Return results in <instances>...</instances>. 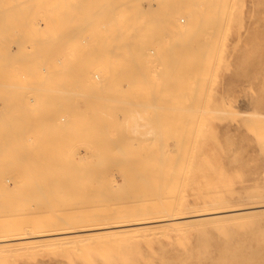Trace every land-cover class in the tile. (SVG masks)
<instances>
[{
  "label": "rangeland",
  "instance_id": "374dc122",
  "mask_svg": "<svg viewBox=\"0 0 264 264\" xmlns=\"http://www.w3.org/2000/svg\"><path fill=\"white\" fill-rule=\"evenodd\" d=\"M56 1L58 3H55ZM187 1L193 2V0ZM74 2L72 0H0L2 6H0V18L5 15L2 18L4 20H0V69L2 70H0V76L5 73L3 75L5 77L1 76L0 80L7 77L6 68L9 70L14 67L18 69L31 67L30 69L34 70L31 79L26 81L16 79L12 87L5 86L6 82L7 84L11 82L7 81L9 77L5 79L6 81L4 80L5 83L0 81V140L2 139V144L0 143V234L6 232L5 229L8 228L32 232L40 227H49V223L54 227L52 223L57 219L63 221L64 218L60 216L64 213L67 215L70 210L72 214L80 216L77 213L83 212L84 209L85 212L88 211L85 207L102 205L105 207L104 210L122 208V204L129 203L125 202L127 199L137 197L138 200L142 198L144 205L151 202L148 200L152 199L156 190L152 186L151 190L146 189L150 199L145 200L147 196H143L141 192V179L135 173L139 174L141 172L139 169H143L144 166L159 162L156 156L163 150L165 152L166 146L175 145L173 141L179 142L182 135L183 145L187 143L189 146L190 142V145L201 150H196L199 155H194L197 160L193 162L196 163L191 167L193 170L190 168L187 171L186 178L190 176L189 181L181 190L179 189L180 191L177 190L178 195L176 192L173 193V196L175 193L178 196L176 200L179 203L178 211L181 215L214 211L217 208L218 210L245 209L230 216L183 221L170 225L173 228L169 225H157L156 228L155 225L154 231L150 227L151 229L143 230L145 233L133 231L132 234L129 231L126 232L127 235L125 232L118 233L112 238L97 237L96 241L91 237V233H88L86 235H91L93 242L89 237L82 242L76 239L78 242L76 249L75 241L69 242L70 245L66 243L58 246L57 243L38 244L51 239H39V242L26 240L27 242H22V244H28L26 249H19L20 251L11 249L12 252L0 251V264H264V0H200L198 10L202 8L200 13L202 23L197 22L194 29L178 38H174L175 34L172 30V32L167 30L168 28L161 26V23L157 24V20L150 22L158 26L152 31L154 37L149 36L145 26L149 23L146 22L144 24L137 22L133 26V34H129L126 27L122 28L117 24L132 22L128 20L118 22L113 18L98 16L97 10L100 9L96 8L97 0H75ZM143 3L155 8L160 6L161 9L171 7L174 1L147 0L141 4ZM49 6L54 7L53 13L59 20H55V17L51 18L50 11L47 12L51 10ZM40 7L46 8V15L49 13L47 18L44 17V11ZM53 13L52 16H54ZM181 17L178 16V18ZM33 19L37 20V25L34 24ZM87 20H91V23ZM164 29L167 31L165 32ZM63 34L65 37H61L64 36ZM126 35L128 37L125 38ZM139 36L143 37L140 38L141 43L146 40L145 46L148 49L149 58L145 59L148 63L142 60L140 54L136 59L135 54L133 52L130 54L131 50L126 49L124 45L131 39L134 40L136 37L138 39ZM162 36L168 38L163 40ZM31 38L34 43L29 42L32 41ZM84 39L85 41H82ZM137 39L134 41L136 42ZM53 43L56 47L52 46ZM44 44L46 47L47 44L52 47L47 49ZM31 46L35 50L31 51ZM136 52H140L139 47ZM46 65L49 66L47 70L51 72L49 71V76L42 79L43 83L42 80L40 81L38 71H41L44 66L47 67ZM4 69L6 72L3 73ZM98 69H106L109 71V76L106 74L105 87L96 93V98L92 96L84 98L86 101H83L85 106V112L82 113L83 120L82 116H77L79 115L78 104L72 103L73 95L61 93L59 95L56 89L60 84L67 88L68 84L78 83L79 74L82 73L88 72L90 76L98 74L101 78ZM128 70H138L140 73L150 70L149 74L146 72L147 75L143 76L145 77L143 82H147L148 77L151 79L152 76L149 75L152 73L156 75L158 72L154 84L152 81L149 84L138 85L140 81L127 82L129 83L127 92L130 93L129 97L126 95L127 99L132 102L138 100L137 106L140 113L143 109L139 107L141 105L139 102L145 101L146 98L152 99L157 105L154 107L156 110L153 108L146 113L150 115L153 111L151 117L145 113L141 114L142 117H147L146 120H149L152 125V129H149L154 134L150 133L149 139L147 135L145 138V135L140 133H138L139 137L137 133L132 134L130 130L128 131L129 127L126 126V128L121 122L123 117L121 115L127 111L126 109H122L118 115L120 119L117 116V118H110V121L106 115L100 114L103 117L99 113L96 116L92 115L94 101L103 104L106 96L120 98L121 94H116V92L121 93L118 90L124 88L122 86L124 82L120 76ZM61 75L64 77L60 78ZM56 83L58 85H55ZM33 84L41 86L40 91L32 86ZM2 88L4 90H1ZM32 97H38L39 102H36L37 104L31 102ZM29 107L31 113L28 110ZM65 109L75 111L73 114L76 113L72 116L74 128L66 129L68 131L65 133L63 130L62 132L54 126L47 125L49 124L47 121L57 118L58 115L62 116V119L58 118L59 121L62 120L60 123L66 122L67 117H63ZM200 109L201 112H199ZM183 114H186L185 117ZM88 117L90 121L92 119L90 123ZM40 121L46 122V126L40 127ZM115 121L119 123L116 125ZM189 132L192 133V137L196 132L197 138L194 136L190 140L195 139L196 144L199 142V145H195V140L194 144H191L188 139L191 135ZM37 133L38 137H42H40L41 140L37 137ZM113 136H115L114 140ZM23 137L28 139V142ZM9 139L13 140V143L11 141L4 143ZM34 139L35 141L32 142ZM116 139H122L120 149L114 146L115 141H119ZM117 145L119 146L118 143ZM188 146L187 148L191 147ZM98 149L101 153L103 152V155L100 154L102 157H99V160H102L101 163L96 156ZM121 152L124 156L120 155ZM106 155L108 157H104ZM139 159L142 161L140 162ZM126 163L132 166H129L127 171L125 169L126 172L132 169V174L129 173V176H125L126 172L123 175L121 171L122 166L128 167ZM114 164L121 167H115ZM106 166L108 168H105ZM160 196L158 199L162 200ZM46 197L49 198V204H46ZM60 201L63 202L60 203ZM51 204L52 207H49ZM59 205L60 207H57ZM253 206L263 207L249 208ZM71 213L69 216L72 215ZM56 223L59 224L58 221Z\"/></svg>",
  "mask_w": 264,
  "mask_h": 264
},
{
  "label": "bare ground",
  "instance_id": "6f19581e",
  "mask_svg": "<svg viewBox=\"0 0 264 264\" xmlns=\"http://www.w3.org/2000/svg\"><path fill=\"white\" fill-rule=\"evenodd\" d=\"M1 1H3V0H1ZM7 1V0H6ZM26 1V0H25ZM30 1V0H29ZM59 1V0H58ZM73 2L75 1V0H72ZM89 1V0H88ZM139 1V2H138ZM140 1H142V2H145V1H147V0H97V5H98V7H96L97 9H100V10H97V9H95V10H97L98 12H99V14H98V16L99 15H101V16H104V18H113L114 20H117L118 22H124V20H128V21H131L132 23H128V24H124V23H118L117 25H119L120 27H126L127 28V30L129 31V34H133V31H134V28H133V26H135V24L137 23V22H140L141 24H144L145 22L146 23H149V25H145L146 26V29H147V31H148V33L150 34L149 36L151 37V36H153L154 37V34L152 33V31L156 28V27H158V26H156V25H152L151 23H152V21L154 20V22H155V20H157L156 22H157V24L158 23H161V26L162 25H164L163 27H167L168 29L167 30H172L173 31V33L175 34H173L174 35V38H178V37H180V36H183V35H186V33L188 32V31H191L192 29H194L193 27H195L198 23L197 22H201L202 23V18L200 17V13H201V11H202V8H201V10L199 11L198 10V7L200 6V0H193V2H189V1H187V0H173L174 1V4L171 6V7H166V8H159L158 6H156V7H158V8H155V7H152L150 4H146V3H143V4H141L142 2H140ZM154 1V0H153ZM14 2V1H13ZM36 2V1H35ZM50 2V1H49ZM61 2V1H60ZM62 2H64V1H62ZM163 2V1H162ZM4 3V2H3ZM55 3H58L57 1L55 2ZM72 3V2H71ZM74 3H76V2H74ZM80 3H82V2H80ZM90 3H92V2H90ZM95 3V2H94ZM173 3V2H172ZM33 4V3H32ZM64 4V3H63ZM62 4V5H63ZM66 4V3H65ZM77 4V3H76ZM164 4V3H163ZM170 4V3H169ZM43 5V4H42ZM0 6H1V4H0ZM28 6V5H27ZM54 6V5H53ZM87 6V5H86ZM88 6H90V5H88ZM2 7V6H1ZM50 7V6H49ZM48 7V8H49ZM65 7V6H64ZM84 7V6H83ZM41 8V7H40ZM40 8H38V9H40ZM45 8V7H44ZM66 8V7H65ZM210 8H212V7H210ZM2 9V8H1ZM43 8H41V10H42ZM46 9V8H45ZM45 9H43V11H44V17L45 18H47V15H49V13H50V15H51V18H53L54 19V17H55V15H54V13H53V11H55V10H53L54 9V7L53 8H51L50 7V9L51 10H45ZM58 9H60V8H58ZM88 9V8H87ZM37 10V9H36ZM41 10H39V11H41ZM63 10H64V8H63ZM90 10V9H89ZM88 10V11H89ZM209 10V9H208ZM211 10H214L213 8L211 9ZM211 10H209V11H211ZM1 11V10H0ZM39 11H36V12H39ZM49 12L47 15H46V13L47 12ZM60 11V10H59ZM61 11H62V9H61ZM68 11H70V10H68ZM87 11V10H86ZM204 11V10H203ZM53 13V15L54 16H52V13ZM67 11H65V13H66ZM74 12V11H73ZM64 13V14H65ZM72 13V12H71ZM70 13V14H71ZM97 13V12H96ZM211 13H213V11L211 12ZM34 14V13H33ZM36 14V13H35ZM39 14V13H38ZM88 14H89V12H88ZM87 14V15H88ZM90 14H91V12H90ZM2 15V14H1ZM60 15V14H59ZM97 15V14H96ZM96 15H95V17H96ZM182 16L181 18H178V16ZM214 15V14H213ZM5 16V15H4ZM3 16V17H4ZM35 16V15H34ZM57 16V15H56ZM77 16V15H76ZM90 16V15H89ZM203 16V15H202ZM2 17V18H3ZM36 17H38V16H36ZM79 17V16H78ZM83 17V16H82ZM2 18H0V20H4V19H2ZM34 18V17H33ZM84 18V17H83ZM91 18H93V17H91ZM90 18V19H91ZM178 18V19H177ZM35 19V18H34ZM33 19V21H35V25H37L36 24V22H37V20H34ZM48 19H49V17H48ZM57 19V17H55V20ZM64 19V18H63ZM74 19V18H73ZM89 19V18H88ZM182 19V20H181ZM44 20V19H43ZM46 20V19H45ZM57 20H59V19H57ZM69 20V19H68ZM183 22H181V21ZM88 21V20H87ZM87 21H85V22H87ZM90 21V23H91V20H89ZM89 21H88V23H89ZM159 21V22H158ZM1 22V21H0ZM8 22V21H7ZM47 22V21H46ZM69 22H70V20H69ZM93 22V21H92ZM151 22V23H150ZM181 22V23H180ZM33 23V22H32ZM31 23V24H32ZM45 23V22H44ZM56 23V22H55ZM59 23V22H58ZM65 23V22H64ZM116 23V22H115ZM39 24V23H38ZM74 24V23H73ZM59 25V24H58ZM64 25V24H63ZM78 25V24H77ZM85 25V24H84ZM160 25V24H159ZM39 26V28H40V24L38 25ZM38 26H36V27H38ZM87 26H88V24H87ZM114 26H116V25H114ZM35 27V26H34ZM43 27H44V25H43ZM42 27V28H43ZM62 27V26H61ZM85 27V26H84ZM1 28V27H0ZM78 28V27H77ZM38 29V28H37ZM58 29V28H57ZM80 29V28H79ZM39 30V29H38ZM69 30V29H68ZM82 30H83V27H82ZM82 30H81V32H82ZM166 29H164V31L166 32L167 31ZM71 31H73V30H71ZM76 31H77V29H76ZM84 31V30H83ZM126 31V30H125ZM124 31V32H125ZM171 31V32H172ZM63 32V31H62ZM75 32V31H74ZM5 33V32H4ZM66 33V32H65ZM64 33V34H65ZM68 33V32H67ZM126 33V32H125ZM169 33V32H168ZM167 33V34H168ZM0 34H1V32H0ZM30 34V33H29ZM57 34V33H56ZM63 34V35H64ZM5 35V34H4ZM50 35V34H49ZM70 35V34H69ZM72 35H73V33H72ZM75 35V34H74ZM85 35V34H84ZM125 35V34H124ZM163 35H165V34H163ZM169 35V34H168ZM167 35V36H168ZM172 35V36H173ZM67 36V35H66ZM76 36V35H75ZM61 37H65V35L64 36H61ZM60 37V38H61ZM82 37V36H81ZM126 37H128L127 35L125 36V38ZM145 37V36H144ZM159 37V36H158ZM163 37V36H162ZM38 38H41V37H38ZM46 38V37H45ZM57 38V37H56ZM68 38V37H67ZM140 38H143V37H140L139 36V38L137 39V37L135 38V39H137V41L135 42L134 40H132L131 39V41L129 42V43H125L124 45H125V48L126 49H130L131 51H130V54L133 52L134 54H135V58L136 57H138L139 56V54L142 56L141 58H142V60L144 61V62H146L147 61V59H145V58H147L148 57V52H147V48H146V46H145V44H146V40L143 42V43H141V41H140ZM161 38V37H160ZM164 38H168V37H163V40H164ZM37 39V38H36ZM43 39V38H42ZM59 39V38H58ZM64 39V38H63ZM68 39H70V38H68ZM91 39V38H90ZM154 39V38H153ZM158 39V38H157ZM30 40H32V41H29L30 43H32L33 42V38H31ZM35 40V39H34ZM44 40V39H43ZM57 40V39H56ZM66 40V39H65ZM81 40V39H80ZM154 40H156V39H154ZM38 41H39V39H38ZM82 41H85V39L84 40H82ZM159 40H157V42H158ZM171 41V40H170ZM41 42V41H40ZM62 42H64L63 40H62ZM75 42V41H74ZM34 43V42H33ZM46 43V42H45ZM48 43V42H47ZM52 43V42H51ZM66 43H67V41H66ZM172 43V42H171ZM50 44V43H49ZM55 44H57V43H55ZM82 44H84V42L82 43ZM137 44V45H136ZM152 44V43H151ZM26 45H27V43H26ZM31 45V44H30ZM71 45V44H70ZM123 45V46H124ZM155 45H156V43H155ZM162 45V44H161ZM33 46H34V44H33ZM38 46V45H37ZM40 46H41V44H40ZM44 46H45V44H44ZM51 46V45H50ZM50 46H48V44H47V49L50 47ZM52 46L53 47H56V46H54V43L52 44ZM51 46V47H52ZM72 46V45H71ZM83 46V45H82ZM85 46V45H84ZM122 46V47H123ZM140 48V52L139 53H137L136 51L138 50V47ZM66 47V46H65ZM27 48V47H26ZM60 48V47H59ZM81 48V47H80ZM150 48V47H149ZM152 48V47H151ZM30 49H31V51L32 50H35V49H33L32 48V46L30 47ZM40 49V48H39ZM53 49V48H52ZM68 49V48H67ZM75 49V48H74ZM85 49H87V48H85ZM156 49V48H155ZM42 50H43V47H42ZM69 50H70V48H69ZM123 50V49H122ZM153 50H154V48L152 49V54H153ZM157 50V49H156ZM40 51V50H39ZM38 51V53H40ZM49 51V50H48ZM9 52V51H8ZM57 52V51H56ZM151 52V51H150ZM42 53V52H41ZM48 53H50V52H48ZM65 53V52H64ZM77 53V52H76ZM137 53V54H136ZM154 53H155V51H154ZM34 54V53H33ZM32 54V55H33ZM51 54V53H50ZM61 55V54H60ZM38 56H39V54H38ZM41 56V55H40ZM39 56V57H40ZM46 56V55H45ZM127 56H128V54H127ZM33 58H34V56H33ZM36 58V57H35ZM41 58V57H40ZM57 58V57H56ZM134 58V57H133ZM149 58V57H148ZM44 59H46V58H44ZM62 59V58H61ZM60 59V60H61ZM137 59V58H136ZM33 60V59H32ZM57 60V59H56ZM59 60V61H60ZM35 61H37L36 59H35ZM138 61V60H137ZM15 62V61H14ZM28 62V61H27ZM42 62V61H41ZM50 62V61H49ZM61 62V61H60ZM38 63H40V62H38ZM44 63V62H43ZM147 63H148V61H147ZM40 64H42V63H40ZM45 64H47V63H45ZM30 65H31V63H30ZM34 65H36V63H34ZM58 65V64H57ZM56 65V66H57ZM60 65V64H59ZM38 66V65H37ZM47 67H43L42 68V70H41V67H39V69L41 70V71H38V75H40V77H38V78H40V81L42 80V79H44L45 77H47V76H49V71L47 70V68L49 67L48 65H46ZM151 65H149V67H150ZM32 67H33V65H32ZM102 67V66H101ZM9 68V67H8ZM31 68V67H30ZM30 68H27V67H25V68H20V69H18L17 67H14V68H12V69H7L6 68V70H7V74L9 75H7V77L6 78H4V80L5 79H7L8 77L10 78L9 80H7V81H11L10 83L8 82V84H7V82H6V84H5V86L6 87H12V85H13V83H14V85H15V82H16V79H17V81H20V80H22V81H26L27 79H29L31 76H33V73H34V70L33 69H30ZM34 68V67H33ZM53 68H56V67H53ZM59 68V67H58ZM57 68V69H58ZM97 68V67H96ZM34 69H36V67L34 68ZM1 70V69H0ZM55 70V69H54ZM145 70V69H144ZM2 71V70H1ZM37 71V70H36ZM148 71H150V70H148ZM148 71H146V72H148ZM4 72H6L5 71V69H4V71H3V73ZM51 72V71H50ZM98 72H100L101 73V78H99V76H98V74H95V73H93V75L95 76V79L97 78V80H95L94 79V76H90V74L87 72V73H82V74H79L80 76L78 77L79 79H78V83H72L71 85H67V88L65 87V85H61L60 84V86H58L57 88L58 89H56L57 90V92H59V95H60V93L61 94H63V95H65V94H70V95H73V98H72V103L73 104H75V103H77L78 104V111H77V113H79V115H77L78 117H81L82 116V113H83V111H84V109H85V106H84V98L85 97H87L88 98V96H92V97H94V98H96L97 96H96V93H99L98 91L99 90H101V89H104V80H105V76H107L106 74H108V72L109 71H106V69H103V70H99L98 69ZM145 72V73H146ZM144 73V71H142L141 73L140 72H138V70H136V71H132V70H128L127 72H125V73H123L121 76H120V78L123 80V82H124V84H122V86L124 87H122L123 89H121V90H118L119 92H121V93H117L116 92V94H121V95H123V96H121L120 95V98H118V97H109V98H107V96H106V98L105 97H102L104 100V103L102 104V103H100V102H98V101H94V104H93V109H92V115L94 114V116H96V115H98V113H99V115L101 114V115H106L107 117H108V119H109V121H110V118H117V116L120 114V112L122 111V109H126V110H124V111H126V112H124V113H122V115L121 116H123L122 117V121L121 122H123V124H125V127L126 126H128L129 128H128V131L130 130V132L132 133V134H136L137 133V135H138V133H140V135L142 134L143 136L145 135V138H146V135H147V139H149L148 138V135L151 133V134H154V133H152V131H151V129H152V125H150V123H149V120H146V118H145V116L144 117H142L143 115H141V114H143V113H148V111L149 110H151V109H153L154 107H155V105H156V103H155V101H153L152 99H145V101L143 100H141L142 102H139V103H141V105L139 106L141 109H143V112L142 113H140V111H139V109H138V106H137V104H138V100L136 101H134L133 100V102L132 101H130L129 99H127V96L129 97L130 96V93L128 94V92H127V84H129V83H127V82H131V81H140V83H137V85L138 84H149V82H151L152 81V83L154 84V83H156L155 82V78L157 77V73L158 72H156V75H154V73H152L151 74V72H150V74L151 75H149L150 77H151V79L148 77V78H146V81L147 82H143V79H145V77H143L144 75H147V73L145 74ZM1 74V73H0ZM5 74V73H4ZM4 74H2L1 76H3ZM148 74H149V72H148ZM179 74H181V73H179ZM0 76V77H1ZM108 76H109V74H108ZM3 77H5V76H3ZM36 77V78H37ZM60 77V76H59ZM64 77V76H63ZM62 77V75H61V77L60 78H63ZM179 77V76H178ZM65 78H66V76H65ZM107 78V77H106ZM13 79V80H12ZM31 79V78H30ZM58 79V78H57ZM4 80H0V81H3V83H5V81ZM60 80V79H59ZM31 81V80H30ZM34 81V80H33ZM43 81V80H42ZM41 81V82H42ZM56 82V81H55ZM61 82V81H60ZM65 82V81H64ZM142 82V83H141ZM25 83V82H24ZM27 83V82H26ZM36 82H34V84H35ZM43 83H44V81H43ZM42 83V86H45L44 84ZM66 83V82H65ZM69 83V82H68ZM2 84V83H1ZM34 84L32 85V86H34ZM39 84H40V82H39ZM55 85H58L57 83L55 84ZM24 86V85H23ZM31 86V87H32ZM71 86V87H70ZM136 86V85H135ZM26 87V86H25ZM34 87H37L38 89L39 88H41V86L40 87H38V85L37 86H34ZM6 89V88H5ZM10 89V88H9ZM12 89V88H11ZM45 89H46V86H45ZM48 89V88H47ZM50 89H53V88H50ZM117 89H119V88H117ZM1 90H4L3 88L1 89ZM7 90H8V88H7ZM54 90V89H53ZM56 90H55V92H56ZM39 91H40V89H39ZM115 91V90H114ZM9 92H11V91H9ZM51 92V91H50ZM104 92V91H103ZM110 92V91H109ZM4 93V92H3ZM7 93H8V91H7ZM7 93H5V94H7ZM34 93H35V91H34ZM37 93H39V92H37ZM45 93H47L46 91H45ZM5 94H4V96H5ZM48 95H51V94H48ZM54 95V94H53ZM62 95V96H63ZM69 95V96H70ZM127 95V96H126ZM3 96V95H2ZM16 96V95H15ZM34 96V95H33ZM37 96L39 97V95L37 94ZM47 96V95H46ZM52 96V95H51ZM51 96H50V98H51ZM58 96V95H57ZM104 96V95H103ZM109 96V95H108ZM124 96H126L125 98H124ZM31 98V102H34L35 104H37L38 102H39V98ZM59 97V96H58ZM98 97H100L101 98V96H98ZM3 98V97H2ZM7 98H8V96H7ZM26 100L28 101V99L26 98ZM91 100V99H90ZM132 100V99H131ZM151 100V101H150ZM155 100V99H154ZM8 101V100H7ZM57 101V100H56ZM86 101V100H85ZM140 101V100H139ZM1 102V101H0ZM37 102V103H36ZM75 102V103H74ZM89 102V101H88ZM29 103V102H28ZM34 103H33V105H34ZM189 102H187V104H188ZM32 104V103H31ZM48 104V103H47ZM91 105V104H90ZM89 105V106H90ZM104 107H103V106ZM189 105V104H188ZM192 105V104H191ZM202 105V104H201ZM27 106H29V105H27ZM31 107H32V105H30ZM48 106H50V105H48ZM73 106V105H72ZM102 106V107H101ZM137 106V107H136ZM157 106V105H156ZM12 107H14V106H12ZM86 107H88L87 105H86ZM91 107V106H90ZM143 107V108H142ZM200 107V106H199ZM45 108V107H44ZM180 108V107H179ZM178 108V109H179ZM193 108V107H192ZM22 109V108H21ZM27 109V108H26ZM25 109V110H26ZM30 109V107L28 108V110ZM32 109H33V107H32ZM67 110H68V108H66ZM65 109V111H63V112H65L64 114V118L65 117H67L66 119H67V121L65 122V121H63L64 123H60V121H62L61 119V117H59V115H58V117L57 118H54V119H51V120H49V121H47L49 124H47V125H51V126H54L56 129H58L59 131H65V133L68 131V130H66V129H70L71 127L72 128H74L73 127V124H72V116H74V115H76V113L75 114H73L75 111H73L72 112V110H70V111H67ZM137 109V110H136ZM155 109V108H154ZM171 109V108H170ZM182 109V108H181ZM187 109V108H186ZM56 110V109H55ZM88 111H89V109H87ZM156 110V109H155ZM174 110V109H173ZM30 111V113H31V110H29ZM34 111H36V110H34ZM33 111V112H34ZM43 111V110H42ZM41 111V112H42ZM202 110L200 109V111L199 112H201ZM205 111V110H204ZM26 113H28L27 111H25ZM44 112V111H43ZM59 112V111H58ZM85 112V111H84ZM185 112V111H184ZM50 112H48V114H49ZM152 113H153V111H152ZM152 113L150 112V117H151V115H152ZM162 113V112H161ZM181 114H182V112H181ZM30 115V114H29ZM33 115V114H32ZM63 115V114H62ZM89 115H90V112H89ZM100 115V116H101ZM147 115V114H146ZM147 115V116H148ZM154 115V114H153ZM184 115V114H183ZM186 115V114H185ZM185 115H184V117H185ZM198 115V114H197ZM35 116V115H34ZM50 116H51V114H50ZM53 116V115H52ZM55 116H57V115H55ZM87 116H88V114H87ZM181 116V115H180ZM41 117H43L42 115H41ZM83 117V116H82ZM101 117H103V116H101ZM119 118L118 119H120V116H118ZM149 117V118H150ZM183 117V118H184ZM198 117V116H197ZM58 118H61L60 119V121H59V119ZM64 118H63V120H64ZM152 118H154V116L152 117ZM157 118V117H156ZM199 118V117H198ZM202 118V117H201ZM77 119V118H76ZM88 120H89V117L87 118ZM99 119H101V118H99ZM148 119V118H147ZM188 119V118H187ZM19 120V119H18ZM28 120V119H27ZM83 120H84V117H83ZM141 122H140V121ZM155 120V119H154ZM153 120V121H154ZM197 120H199V119H197ZM33 121V120H32ZM31 121V122H32ZM43 121H45V120H43ZM78 121V120H77ZM87 121V120H86ZM91 121H92V119H91ZM90 120L88 121L89 123L91 122ZM108 121V120H107ZM109 121H108V123H109ZM112 122L114 121V120H111ZM156 122L155 123H157V120H155ZM203 121V120H202ZM14 122V121H13ZM30 122V121H29ZM41 122V126L40 127H43V126H46V122L45 123H42V121H40ZM40 122H39V125H40ZM140 122V123H139ZM172 122V121H171ZM199 122H200V120H199ZM205 122V121H204ZM206 122H207V120H206ZM32 123H34V124H36L35 122H32ZM82 123H84V122H82ZM96 123H97V120H96ZM103 123V122H102ZM119 122H117V121H115V124L117 125ZM176 123V122H175ZM191 123V122H190ZM193 123H194V121H193ZM201 123V122H200ZM31 124V123H30ZM104 124V123H103ZM110 124V126H112L111 125V123H109ZM108 124V125H109ZM198 124V123H197ZM205 124V123H204ZM38 125V124H37ZM81 125V124H80ZM90 125V124H89ZM102 125V124H101ZM122 125V124H121ZM157 125V124H156ZM196 125V124H195ZM203 125V124H202ZM206 125V124H205ZM23 126V125H22ZM31 126V125H30ZM94 126V125H93ZM93 126H91V127H93ZM103 126H105V124L103 125ZM155 126V125H154ZM207 126V125H206ZM194 127V126H193ZM198 127V126H197ZM197 127H195L196 129H197ZM22 128V127H21ZM33 128V127H32ZM36 128V127H35ZM78 128H80V127H78ZM105 128V127H104ZM127 128V127H126ZM143 128V129H142ZM149 128H151V129H149ZM204 129H205V126L203 127ZM202 128V129H203ZM109 129H111V128H109ZM140 129H142V131H139ZM154 129V128H153ZM23 130V129H22ZM33 129H31V131H32ZM40 130V129H39ZM43 130V129H42ZM50 130V129H49ZM84 130V129H83ZM114 130H115V128H114ZM120 130H121V128H120ZM176 130V129H175ZM179 130V129H178ZM190 130V129H189ZM35 131V130H34ZM62 131V132H63ZM197 131V130H196ZM198 131H199V129H198ZM201 131V130H200ZM29 132H30V130H29ZM79 132V131H78ZM155 132V131H154ZM42 133V132H41ZM50 133V132H49ZM80 133H82V132H80ZM84 133V132H83ZM82 133V134H83ZM90 133V132H89ZM116 133H117V130H116ZM115 133V134H116ZM129 133V132H128ZM189 133H191V132H189ZM188 133V134H189ZM29 134V133H28ZM32 134V133H31ZM30 134V135H31ZM26 135V134H25ZM33 135V134H32ZM31 135V136H32ZM36 135V133L34 134V136ZM62 135V134H61ZM113 135H114V131H113ZM117 135V134H116ZM119 135V134H118ZM178 135V134H177ZM196 135V132H194V135H193V137H192V133H191V135H190V137H188V139L190 140V138L191 139H193L194 138V136ZM30 136V137H31ZM40 136V135H39ZM42 136L44 137V134H42ZM47 136V135H46ZM45 136V137H46ZM54 136H56V135H54ZM171 136V135H170ZM201 137H202V135H200ZM37 137H38V133H37ZM41 137V136H40ZM40 137H38L39 139H40ZM94 137V136H93ZM114 138H113V140L115 139V136H113ZM119 137V136H118ZM138 137H139V135H138ZM186 137V136H185ZM24 138V137H23ZM26 138H28V137H26ZM34 138H36V137H34ZM38 138H36V140L38 139ZM42 138V137H41ZM130 138V137H129ZM140 138H142V137H140ZM144 138V137H143ZM152 138V137H151ZM182 138H183V135H182ZM182 138H181V140H179V142L178 141H173L172 143H175V145H173V144H171V146L172 147H170V146H166V149H165V152L167 151V153H165V152H161V154L160 155H158V156H156V159L157 160H159V162L157 161V162H153L151 165H147V166H144L143 167V169H139L141 172L139 173V174H137V173H135L136 175H137V177H139V179H141L140 180V183H141V192L143 193V196H147V195H149V194H147L148 192H147V190L146 189H149V190H151V186H152V188L154 187V189L156 190V192H154L153 193V197H152V199H150V197L149 196H147L146 198H144L145 200H148V198L150 199V200H148V201H151V202H148V203H146L145 205L144 204H142V198L140 197L139 198V200L137 199H127L125 202H129V203H127V204H122L123 205V207L122 208H110V209H108V210H104L105 209V207L104 206H102V205H97V206H93V207H85V208H87V210L88 211H86L85 212V209L83 210V212L82 211H80V212H82L81 214H80V212L79 213H77V214H79L80 216H76L75 215V213H71V210H70V212L68 211V213H67V215H65V213H64V215H61L60 217L62 218H64L63 219V221H65V222H63L62 221V219H60L62 222H60V220H58L57 219V221L59 222V224H60V226H58L59 224L58 223H56L57 221L56 220H54V221H56V222H54V223H52V224H54L55 226L54 227H52L53 225H51V223H49V227H40V229H38V230H36V231H20V230H16V229H10V228H8V229H5V231L6 232H4V233H1L0 234V251H7V250H10L11 251V249H12V251H14L13 249H22V248H25L26 249V247H27V245L28 244H22V242H27L26 240H34V241H38L39 239H51V241L49 240V241H44V242H39L38 244H41V243H43V244H46V245H53V244H55V243H57V244H59L58 246H60V244H66V243H73L74 241H75V244L76 243H78V242H80V240H81V242H82V240H84V239H87L88 237L91 239V242H93V239L91 238V237H93L94 238V240L96 241L98 238L97 237H102V238H112V236H114V237H116L115 236V234H118V233H124L125 232V234H126V232H129V231H131L132 232V234H133V231H143V230H147V229H149L150 227H152V231H154L155 229H153L154 227L153 226H155L156 228H157V225H161V226H164V225H169V227L171 228L172 226H170V225H176V224H178V223H180V222H185V221H192V220H205V219H207V218H216V217H223V216H230V215H234L235 213H240L242 210H244L245 208H235V209H227V210H218L219 208H217V210H214V211H207V212H199V213H195V214H191V215H181V212L180 211H178L179 210V203H178V201L176 200L177 199V195H178V193H177V190L178 191H180L182 188H183V186L189 181V179H190V176L188 177V179L186 178V174L188 175V173H187V171H188V169H190L191 167H193L194 165H196V163H193V162H195L197 159H195V157L196 156H194V155H197L198 154V152L196 151V150H198L196 147H193V145H190V142L188 143L189 144V146H191V147H189L188 145H187V143L186 144H184L183 145V142L181 143V141H182ZM195 138H197L196 136H195ZM200 138V137H199ZM25 139V138H24ZM32 139H33V136H32ZM165 139H167V138H165ZM4 140V139H3ZM30 140V139H29ZM41 140V139H40ZM52 140V139H51ZM50 140V141H51ZM113 140H112V143H113ZM118 142H116L115 141V143H116V145L114 144V146L116 147V148H118V149H120V144H121V140L120 139H116ZM139 140H144V139H139ZM170 140V139H169ZM188 140V141H189ZM195 140V139H194ZM194 140H190L191 141V144L193 143V141ZM10 142L11 141V143H13L12 141L13 140H11V139H9V140H6V141H4V143L6 142ZM25 141L26 142H28V139L26 140L25 139ZM32 141V140H31ZM35 141V139L32 141V142H34ZM65 141V140H64ZM96 141V140H95ZM124 141V140H123ZM186 141V140H185ZM188 141H186V142H188ZM199 141V140H198ZM2 142V139L0 140V143ZM38 142V141H37ZM40 142V141H39ZM44 142V141H43ZM98 142H100V141H98ZM22 143V142H21ZM30 143V142H29ZM65 143H67V142H65ZM117 143L119 144V146L117 145ZM164 143V142H163ZM195 145H199L200 143L198 142V144H196V140H195ZM193 143V144H194ZM2 144V143H1ZM97 144V143H96ZM95 144V145H96ZM36 145V144H35ZM62 145V144H61ZM99 145H101L100 143H99ZM52 146V145H51ZM187 146L189 147V148H187ZM60 147V146H59ZM114 147V148H115ZM198 147V146H197ZM200 147V146H199ZM198 147V148H199ZM72 148V147H71ZM115 148V149H116ZM68 149V148H67ZM96 149V148H95ZM100 149V148H99ZM98 149V151H96L98 154L96 155L97 157H98V159L97 160H99V157L101 156V155H103V152L101 153L100 152V150ZM163 149V148H162ZM70 150V149H69ZM199 150H201V148L199 149ZM198 150V151H199ZM196 151V152H195ZM95 152V151H94ZM95 152V153H96ZM122 153V152H121ZM201 153V152H200ZM101 154V155H100ZM202 154V153H201ZM120 155H122V156H124L123 155V153L122 154H120ZM199 155V154H198ZM197 155V156H198ZM81 157V156H80ZM79 157V158H80ZM83 157V156H82ZM102 157V156H101ZM104 157H108L107 155L106 156H104ZM140 157V156H139ZM151 157V156H150ZM86 158V157H85ZM130 158V157H129ZM149 158V157H148ZM198 158V157H197ZM77 159V158H76ZM96 159V158H95ZM103 159V158H102ZM124 159V158H123ZM136 159V158H135ZM135 159H132V160H135ZM142 159V158H141ZM160 159L163 161L164 160V162H160ZM170 160L169 162L167 161V160ZM82 160H84V158H82ZM121 160H122V158H121ZM153 160V159H152ZM195 160V161H194ZM101 161L102 160H99V162L101 163ZM122 161H124V160H122ZM121 161V162H122ZM139 161H140V159H139ZM142 161V160H141ZM140 161V162H141ZM144 161V160H143ZM167 163H166V162ZM120 162V165H122V163L124 164L125 162H122L121 163ZM129 162V161H128ZM131 162V161H130ZM199 162H201V160L199 161ZM198 162V163H199ZM143 163V162H142ZM142 163H139V164H142ZM98 164V163H97ZM117 164H119V163H117ZM127 164V163H126ZM200 164V163H199ZM108 165V164H107ZM110 165V164H109ZM128 165V164H127ZM135 165V164H134ZM138 164H136V166H137ZM144 165H146V164H144ZM105 166V165H104ZM114 166L115 167H117L118 165H116V164H114ZM113 166V167H114ZM125 166V165H124ZM118 166V168H122L121 169V171H123V175L125 174V172L127 171V169L129 168V166H131V165H128V167L127 166ZM140 166H142V165H140ZM111 167V166H110ZM124 167V168H123ZM132 167V166H131ZM130 167V168H131ZM138 167H139V165H138ZM196 167V166H195ZM105 168H108L107 166L105 167ZM153 168H154V171H153ZM117 169V168H116ZM125 169H126V171H125ZM138 169V168H137ZM151 169H152V173H150V171H151ZM192 169V168H191ZM108 170V169H107ZM193 170V169H192ZM102 171H103V169H102ZM109 171V170H108ZM118 171V170H117ZM131 171H132V169H131ZM131 171L129 170L128 172H126V174H125V176L127 175V176H129L130 174H132L131 173ZM190 171V170H189ZM105 172V171H104ZM191 172V171H190ZM112 173V172H111ZM122 173V172H121ZM130 173V174H129ZM129 174V175H128ZM141 174V175H140ZM189 174H191V173H189ZM112 175V174H111ZM122 175V176H123ZM134 175V174H133ZM131 177V176H130ZM124 178V177H123ZM137 179V178H136ZM134 182V181H133ZM156 182V183H155ZM157 183H159V184H157ZM138 187V186H137ZM180 189V190H179ZM139 190H140V188H139ZM137 191V190H136ZM174 192H176L177 193V195H176V193L174 194V196H176V197H174L173 196V193ZM156 193V194H155ZM161 195V196H160ZM158 196H160L161 198H162V200L161 199H158L159 197ZM180 196V195H179ZM66 197V196H65ZM157 197V198H156ZM46 199H47V197H46ZM45 199V200H46ZM49 199V198H48ZM48 199H47V203L46 204H49L50 202L48 201ZM64 198H62V200H63ZM158 200V201H156V200ZM52 200V199H51ZM50 200V201H51ZM57 200V199H56ZM141 200V201H140ZM144 200V201H145ZM155 200V201H154ZM58 201V200H57ZM56 201V202H57ZM49 202V203H48ZM61 202H63V201H60V203ZM141 204H140V203ZM152 202H154V203H152ZM53 203V202H52ZM150 203H152V204H150ZM67 205V204H66ZM54 206V205H53ZM63 206V205H62ZM70 206V205H69ZM68 206V207H69ZM114 206H116V205H114ZM49 207H52V204L51 205H49ZM57 207H60V205L59 206H57ZM71 207V206H70ZM258 207H260V206H258ZM257 206H253V207H249V208H258ZM261 207H263V206H261ZM260 207V208H261ZM46 208V207H45ZM48 208V207H47ZM64 208V207H63ZM72 208V207H71ZM221 208V207H220ZM264 208V207H263ZM65 210H66V208H64ZM90 209V210H89ZM259 209V208H258ZM65 210H63V212L65 211ZM73 210V209H72ZM261 210V209H260ZM73 212V211H72ZM70 213L72 214L71 216H69L70 215ZM73 215H75V216H73ZM59 216V215H58ZM66 216H69V217H71V218H69V217H67V218H65ZM73 216V217H72ZM71 219V220H69V219ZM52 221V220H51ZM46 225V224H45ZM159 228H160V226H159ZM173 228V227H172ZM175 228V227H174ZM177 228H180L179 226H177ZM160 230H161V228H160ZM150 231V230H149ZM163 231V230H162ZM144 232V231H143ZM151 232V231H150ZM88 233H91V235H86V234H88ZM145 233V232H144ZM86 236H85V235ZM124 234V235H125ZM139 234V233H138ZM162 234V233H161ZM167 234V233H166ZM123 235V236H124ZM127 235V234H126ZM83 236V237H82ZM91 236V237H90ZM108 236V237H107ZM120 236V235H119ZM122 236V235H121ZM139 236V235H138ZM178 236V235H177ZM61 237V238H60ZM63 237V238H62ZM118 237V236H117ZM132 237V236H131ZM96 238V239H95ZM53 239V240H52ZM78 240V242H76L77 240ZM116 238H114V240H115ZM119 239V238H118ZM89 240V239H88ZM87 240V241H88ZM112 239H110V241H111ZM127 240H128V238H127ZM42 241V240H41ZM109 241V240H108ZM113 241V240H112ZM115 241H117V239L115 240ZM33 243H35V242H33ZM70 243L69 244H67V245H70ZM32 244V243H31ZM31 244H29V246L31 245ZM36 244V243H35ZM94 244V243H93ZM33 245V244H32ZM35 246V245H34ZM37 246V245H36ZM35 246V247H36ZM40 246V245H39ZM44 246V245H43ZM76 246H77V244L75 245V249H76ZM38 247V246H37ZM48 247V246H47ZM60 248V247H59ZM25 249H23V250H25ZM36 250V249H35ZM79 249H77V251H78ZM11 251V252H12ZM20 251V250H19ZM76 251V250H75ZM16 252V251H15ZM14 253V252H13ZM25 253V252H24Z\"/></svg>",
  "mask_w": 264,
  "mask_h": 264
}]
</instances>
